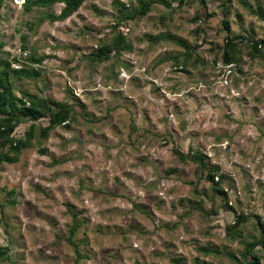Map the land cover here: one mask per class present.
Listing matches in <instances>:
<instances>
[{"label":"rangeland","instance_id":"1","mask_svg":"<svg viewBox=\"0 0 264 264\" xmlns=\"http://www.w3.org/2000/svg\"><path fill=\"white\" fill-rule=\"evenodd\" d=\"M23 1H4L0 59L41 73L11 71L12 93L19 105L37 95L74 109L47 135L48 114L12 134L35 125L18 160L0 162V246L10 257L0 264H239L227 250L247 262L227 227L245 213L244 237H260L264 221V49L249 53L264 38L251 7L264 0L155 2L134 20L120 19L119 3L139 0H86L65 20L50 16L63 3L26 11ZM119 33L123 49L99 60ZM228 34L239 62L229 76ZM215 165L218 183L208 176ZM73 212L79 258L68 240ZM207 244L220 253L202 251ZM257 247L248 262L264 264Z\"/></svg>","mask_w":264,"mask_h":264},{"label":"trees","instance_id":"2","mask_svg":"<svg viewBox=\"0 0 264 264\" xmlns=\"http://www.w3.org/2000/svg\"><path fill=\"white\" fill-rule=\"evenodd\" d=\"M5 0H0V17H1V10L3 8ZM86 0H24L23 6L26 11L32 10L34 7H49L53 6L57 3H63V7L59 14H51L52 20H65L69 16H71L74 12H76L85 2ZM174 0H139V2L136 5L128 6L125 3H119V10H120V19L121 20H134L138 17L145 16L148 14L151 9L152 5L155 2H162L166 4L167 6H172ZM179 4L182 5L186 2V0H178ZM116 2V1H115ZM117 1L116 3H118ZM205 2V1H204ZM206 4V3H205ZM224 4V3H223ZM251 11L257 15L260 19L264 21V7L259 2L257 4V7H251ZM240 17V14H238ZM225 28L226 30L230 31V26L225 21ZM171 37V36H170ZM125 41V36L122 33L117 34L116 38L114 39L113 44L110 47H106L103 49H100L96 55L99 60L104 61L109 59L110 53L113 49L115 50H122L123 49V42ZM178 43L183 44L185 46L186 55H190V50L188 49V43L184 40H178ZM238 43L234 42V37H232L230 34L227 35L226 41H225V51H224V62H236L237 66L239 65L238 59L235 58V51L238 48ZM3 48V42L0 41V50ZM264 49V38L259 40L253 41V50H250V55H255L258 51H261ZM186 59V58H185ZM38 62L42 60L36 59ZM10 62H5L4 60L0 59V162H15L18 160V154L23 149L27 148L32 138L34 137V131H35V125H31L30 129L26 131V136L24 138H14L13 132L16 129V127L26 119H39L43 117L44 115L48 114L49 118V124L44 126L42 128V134L47 135L48 131L55 127L56 124H60L66 120H68L71 117V112L74 109V106L70 103L64 102V101H57L52 100L46 97H39L37 95H28L29 104H26V101L21 98L19 103L15 99L13 93H12V87L11 84L8 82L9 74L11 71H16L20 76L25 77H31V76H37L41 73L39 69L34 68H26L22 67L21 69H14ZM239 69V66H238ZM237 69V70H238ZM233 71L232 73H234ZM9 146L11 150L14 151V155H11L8 150L5 151L4 147ZM192 158L198 163L204 167V155H202L200 152H194L192 155ZM209 178L214 183H218L220 179H223L225 176L224 174L219 172V167L217 165L213 166L211 168V171L209 173ZM216 177L219 179L216 180ZM215 191L218 194L225 195L226 191L224 188L221 187H215ZM225 197V196H224ZM227 207L229 206V203H226ZM249 218L248 215L245 213H237L235 220L230 223L227 227L228 234L232 238H240L242 240V243L244 245V249L242 250L241 256L247 260L244 264H256L255 262H248V256L251 254L252 256H255V258H258L254 251L259 248L257 246H260L261 249H264V221H259V230L260 231V237H256L255 235H252L250 238L244 237L243 235V229L241 227V223L247 221ZM73 220L74 223L72 226H70V235L68 237V240L70 243L74 246L75 252L78 255V258L82 256V253L80 251V245L77 241H75L74 236L76 235L77 231L79 230L81 226V221L78 220L77 212H73ZM200 249L207 254L211 253H220V251L217 248H212L209 244L201 246ZM9 251L8 246H0V256L4 259H9L5 256V254ZM227 255L232 260L237 261L239 264L240 259L238 258L234 252L227 250ZM175 264H185L182 258H176L174 260ZM11 264H15V262H11ZM194 264H211L207 260L201 259L200 257H197L194 260Z\"/></svg>","mask_w":264,"mask_h":264},{"label":"built area","instance_id":"3","mask_svg":"<svg viewBox=\"0 0 264 264\" xmlns=\"http://www.w3.org/2000/svg\"><path fill=\"white\" fill-rule=\"evenodd\" d=\"M173 4H177V3L173 1ZM221 63H222L223 73H227L228 74L227 76H229V74H231L233 71L238 69L236 62H229V63L221 62Z\"/></svg>","mask_w":264,"mask_h":264},{"label":"clouds","instance_id":"4","mask_svg":"<svg viewBox=\"0 0 264 264\" xmlns=\"http://www.w3.org/2000/svg\"><path fill=\"white\" fill-rule=\"evenodd\" d=\"M24 2V1H23ZM224 62V61H223ZM224 63H229V62H224Z\"/></svg>","mask_w":264,"mask_h":264}]
</instances>
